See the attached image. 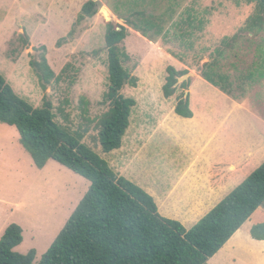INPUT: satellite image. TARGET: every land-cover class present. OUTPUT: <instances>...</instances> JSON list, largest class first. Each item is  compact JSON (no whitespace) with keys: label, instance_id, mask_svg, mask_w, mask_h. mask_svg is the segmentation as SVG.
<instances>
[{"label":"rangeland","instance_id":"obj_1","mask_svg":"<svg viewBox=\"0 0 264 264\" xmlns=\"http://www.w3.org/2000/svg\"><path fill=\"white\" fill-rule=\"evenodd\" d=\"M86 1L0 0V72L19 96L35 107L41 106L47 97L54 104L58 122L73 130L88 126L84 142L120 174L122 170L138 173L140 169H146L145 173H195L197 165L186 168L194 157L187 140L203 141L202 134L198 133L201 124L198 118L203 115L197 117L195 132H192V127L184 125L186 118L179 114H176L179 119L166 117L163 130L158 117L168 112L155 113L150 122L153 134L140 141L138 155L129 153L123 162L119 160V150L103 151L95 124L97 117L108 108L104 99L109 86L106 24L120 23L129 29L125 46L130 59L125 66L139 78L136 87L127 84L123 89L126 96L138 101L132 108L133 119L150 102L172 107V102H177V96L185 91L180 87L172 99L164 96L168 65L200 74L203 64L213 57L219 61L220 71L231 76L233 94L245 105L238 104V99L235 103L227 98L204 78L194 79L193 91L206 100L205 106L212 108L209 112L218 113L215 115L218 128L220 121L234 128L235 136H243L245 149L250 147V142L252 151L264 148L263 3L259 0H98V12L76 23ZM107 5L112 11L104 9ZM135 11L154 16L156 23L163 27L164 37H158V45L141 38L119 17ZM72 29L74 36L59 45V39L68 36ZM42 45L47 47L46 56L53 70L57 75L62 73L61 80L53 81L47 89L30 65L33 57L40 59L42 50L37 49ZM82 99L87 102V112L83 110L86 103L83 105ZM216 106L221 110L213 109ZM88 119L93 122L88 123ZM167 131L172 142L169 159L158 150ZM222 133L223 129L219 136ZM90 185L88 179L55 160L38 168L21 144L17 127L0 121V239L9 225L19 224L23 241L14 250L27 254L35 249L36 262H39ZM260 222H264V206L246 222L244 235ZM238 250L243 254H236L230 261L227 255L232 253L221 250L209 263L264 264V253L252 255L242 248Z\"/></svg>","mask_w":264,"mask_h":264},{"label":"trees","instance_id":"obj_2","mask_svg":"<svg viewBox=\"0 0 264 264\" xmlns=\"http://www.w3.org/2000/svg\"><path fill=\"white\" fill-rule=\"evenodd\" d=\"M259 1L264 4V0ZM99 5L98 0H87L76 23L94 16ZM153 17L145 11H135L124 19L149 40L158 41V37H164V30ZM128 34L126 25L106 24L109 86L104 99L108 108L97 117L95 124L104 152L121 148L132 108L138 102L123 93L127 84L136 87L139 80L125 66L130 59L125 46ZM73 36L74 29L59 39L58 44ZM39 49L42 50L40 59L33 57L30 65L47 89L53 81L61 80L62 73L57 75L49 64L47 47L42 45ZM166 72L164 96L170 98L182 87L185 91L177 96L175 112L193 117L190 96L185 94L193 78L178 84L179 78L189 70L168 65ZM200 75L238 99L233 94L231 76L220 71L216 59L205 62ZM82 104L87 112V102L82 99ZM61 111L64 110L61 108ZM0 121L17 127L21 144L38 168L55 160L91 183L39 262H36L35 249L27 254L14 250L23 241V229L13 223L0 239V264H210L209 260L264 206L263 162L196 224L187 228L179 220L162 215L150 193L115 172L106 159L84 142L88 126L73 130L58 122L52 100L44 97L43 104L35 107L15 92L1 72ZM250 234L254 239L264 240V222L252 225Z\"/></svg>","mask_w":264,"mask_h":264},{"label":"crops","instance_id":"obj_3","mask_svg":"<svg viewBox=\"0 0 264 264\" xmlns=\"http://www.w3.org/2000/svg\"><path fill=\"white\" fill-rule=\"evenodd\" d=\"M104 9L106 11H108V9L112 11V8L108 5ZM113 12L117 14L115 11ZM129 16H131V14ZM119 17H122L125 21L124 17L128 16L120 15ZM136 32L141 38L144 37L145 40L148 39L143 36L141 32ZM152 42H154L153 44L155 45L159 43L157 41ZM214 59L215 58L212 57L211 60ZM216 61L218 66H220L219 61L217 59ZM195 75L190 89L185 92L186 95L189 94L190 96V106L194 112V116L190 118L185 117L186 119H184V125L186 126L188 124L192 127L191 131L195 132L194 124L197 122V117L203 115L201 119L198 118L201 123L198 133L202 134L203 141L201 143H194L195 139L193 138L187 140L192 145H190V148L193 150L192 153H194V157L186 168H189L191 165H197L194 168L195 173H145L147 172L146 169H140L138 173L133 170L124 173V170H122L123 176L143 187L155 198L162 215L179 220L187 228L196 224L264 162L263 147H258V149H254L253 152L250 142V147L245 149L244 145L246 144L243 136H235L234 128H230V126L224 124L223 121H220V126L218 128L219 120L215 116L218 113H214L213 111L209 112L212 108L205 106L207 104L206 100L200 98L199 94L193 91L194 79L199 77L203 78L200 74ZM219 90L223 92L227 98L236 103L233 96L225 93L220 88ZM172 97L168 99H172ZM239 101L240 102H237L238 104L245 105L242 100ZM160 103L154 105L153 102H150L147 107L143 108V112H140V116L136 114L134 119L132 115L130 116V127L125 135L126 140L124 139L121 148L117 149L119 150V160L124 162L131 155L129 153H139L142 147L140 141L145 137H151L153 134L152 130L154 129L153 127L151 130L153 125L150 124L151 120H154L151 118L153 114H161L165 111L168 112L166 115L158 117L160 124H163V130H165L164 123L168 116L179 119L174 110L175 101L172 102V107L170 108ZM213 109L221 110V107L216 106V108L214 107ZM214 118H216L217 121H215ZM262 119L264 120V115H262ZM207 122L208 127H205ZM221 129H223V133L219 136ZM168 132L170 131H167L166 138L159 144L158 150L161 153L160 155H165L169 159L170 153L172 152L170 149V144L172 142ZM214 139H216V143H213ZM180 151L183 150L180 149ZM225 152H227V154H225ZM241 153H243L242 157L240 156ZM173 164L175 165L176 162H173ZM115 172L117 171L115 170ZM118 174L122 175L120 173ZM243 227L239 229L221 249L228 250L232 253L227 255L228 261L236 254L242 255L243 252L238 250L241 248L244 252L252 255H261L264 253V246L260 248V245H264V240L254 239L250 234V229L248 235L245 236ZM214 256H217V254ZM214 264H222V262H216Z\"/></svg>","mask_w":264,"mask_h":264},{"label":"water","instance_id":"obj_4","mask_svg":"<svg viewBox=\"0 0 264 264\" xmlns=\"http://www.w3.org/2000/svg\"><path fill=\"white\" fill-rule=\"evenodd\" d=\"M195 74L193 72H188L186 74H184L183 76H181L179 78V81L183 82L185 80H189L191 76H194Z\"/></svg>","mask_w":264,"mask_h":264}]
</instances>
